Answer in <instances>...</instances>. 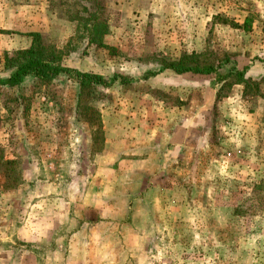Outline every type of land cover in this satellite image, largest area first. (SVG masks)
Returning <instances> with one entry per match:
<instances>
[{
    "label": "rangeland",
    "instance_id": "rangeland-1",
    "mask_svg": "<svg viewBox=\"0 0 264 264\" xmlns=\"http://www.w3.org/2000/svg\"><path fill=\"white\" fill-rule=\"evenodd\" d=\"M33 45L108 85H3ZM230 69L264 78V0H0V264H264V80Z\"/></svg>",
    "mask_w": 264,
    "mask_h": 264
},
{
    "label": "trees",
    "instance_id": "trees-1",
    "mask_svg": "<svg viewBox=\"0 0 264 264\" xmlns=\"http://www.w3.org/2000/svg\"><path fill=\"white\" fill-rule=\"evenodd\" d=\"M87 26L89 27L88 37L90 43L103 46L104 36L108 33V26L105 23L99 22L98 17L93 13L88 20ZM200 57L201 56L198 54L184 55L182 59L177 62L174 69L175 72L178 74H214L217 70H215L213 66H202L199 63ZM5 67L9 71V76L2 84L9 87L20 86L27 76H34L41 82L48 83L63 73L75 80L82 90L95 85H108V80L102 76L64 67L62 65V58L59 54L54 51H47L44 47L37 45H33L27 50L19 51L13 57L7 58ZM218 68L223 67L219 65ZM216 76L219 82L223 81L222 83L224 85L222 88L227 86L226 83H231L232 85L238 83L245 86L246 95L250 94L253 90L257 92L258 95H261L259 84L264 78L261 80H253V78L245 77L241 72L233 73L231 69L227 74L219 72ZM233 80H235V82H231Z\"/></svg>",
    "mask_w": 264,
    "mask_h": 264
}]
</instances>
